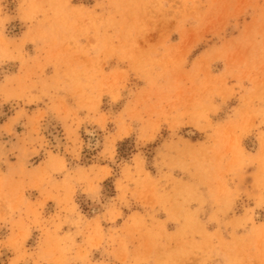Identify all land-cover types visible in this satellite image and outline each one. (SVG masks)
I'll return each mask as SVG.
<instances>
[{
    "label": "rangeland",
    "instance_id": "rangeland-1",
    "mask_svg": "<svg viewBox=\"0 0 264 264\" xmlns=\"http://www.w3.org/2000/svg\"><path fill=\"white\" fill-rule=\"evenodd\" d=\"M212 237L264 264V0H0V264H207Z\"/></svg>",
    "mask_w": 264,
    "mask_h": 264
},
{
    "label": "crops",
    "instance_id": "crops-1",
    "mask_svg": "<svg viewBox=\"0 0 264 264\" xmlns=\"http://www.w3.org/2000/svg\"><path fill=\"white\" fill-rule=\"evenodd\" d=\"M199 196V195H198ZM203 196V195H202ZM202 198V197H201ZM196 207V206H195ZM197 209V216L199 217L200 219V224L203 225V229L201 228V230H205L207 231L209 234L210 233H221L222 237H225V242L229 240V232L231 231V228L227 227V226H223V225H219L215 219H207V218H212V217H220V213L216 211L215 207L214 206H208L206 208H196ZM122 211H123V208H122ZM207 217V218H206ZM171 220V219H170ZM102 224V223H101ZM103 225V224H102ZM107 227L103 226V232H106L107 234L109 232H111L114 228L116 227H120V225L118 226H112V224H110V226L108 225V223L106 224ZM167 225V230L169 232H172V231H176L178 229H181L184 225L183 223L181 222H177V223H171V221H168L166 223ZM119 236V235H118ZM107 237V235H106ZM196 240L198 242H202L204 241L203 238H201V236H197L195 237ZM103 242H105V237L103 238ZM102 242V243H103ZM211 242L214 245V256L213 259H212V262H208L207 264H236L235 261L233 260V258L231 257H228L227 255H222V245H221V242L220 240L218 239V237H212L211 238ZM226 244V243H225ZM104 248L108 251V250H111V251H108L109 254H107V256L105 257L104 261H108V263H116V264H132V262L134 261L133 260V251L130 252L127 257L123 258V254L120 253V251H118V248L116 246H105L104 245ZM231 249V252L234 253L233 249L232 248H229ZM155 261L153 260V262H149V264H154ZM137 264H142V263H137ZM247 264H263V260H259L258 262L256 260H254L253 262H249Z\"/></svg>",
    "mask_w": 264,
    "mask_h": 264
},
{
    "label": "bare ground",
    "instance_id": "bare-ground-1",
    "mask_svg": "<svg viewBox=\"0 0 264 264\" xmlns=\"http://www.w3.org/2000/svg\"><path fill=\"white\" fill-rule=\"evenodd\" d=\"M115 136H116V135H115ZM115 136H114V137H115ZM114 140H115V138H114Z\"/></svg>",
    "mask_w": 264,
    "mask_h": 264
}]
</instances>
